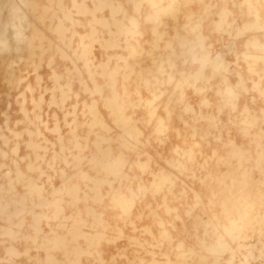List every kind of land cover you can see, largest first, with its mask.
Returning a JSON list of instances; mask_svg holds the SVG:
<instances>
[{
    "label": "rangeland",
    "instance_id": "obj_1",
    "mask_svg": "<svg viewBox=\"0 0 264 264\" xmlns=\"http://www.w3.org/2000/svg\"><path fill=\"white\" fill-rule=\"evenodd\" d=\"M137 2L0 0V264L151 261L149 253L157 250L149 245L159 235L156 217L171 219L164 214L165 204L180 208V220L168 228L174 243L162 250L167 258L175 264L179 244L195 253L189 264H200L208 255L204 248L213 238L205 236L201 222L211 213L197 208L186 215L189 209L180 207L183 198L156 194L152 184L163 171L176 178L174 195L187 193L190 205L199 194L207 203L209 193L201 180L211 176L229 182L231 169L217 159L207 160L219 146L210 139L200 141L201 128L199 154L186 170H177L171 166L173 154L184 147L190 130L175 116V131L157 142L143 109L127 107V123L115 115L125 91L139 88L148 96L143 81L161 65L172 60L176 73L184 70L173 49L178 54L176 38L185 34L188 10L165 18L154 35L153 25L143 18L145 9L139 17L142 47L132 55L124 32L136 16ZM191 12L199 15L201 9L193 5ZM89 108L95 126L86 115ZM129 134L139 137L136 151L130 149L135 142ZM231 138L254 151L255 145L250 147V139L237 130ZM138 157L141 162L151 159L150 170L126 167L124 175L112 174L110 166L122 159L133 164ZM260 179L259 171H253L252 180ZM261 191L253 184L245 195L258 207ZM133 196L139 197L135 206L122 217L114 202ZM231 246L235 257L226 253L221 264H264V223L255 219Z\"/></svg>",
    "mask_w": 264,
    "mask_h": 264
},
{
    "label": "clouds",
    "instance_id": "obj_2",
    "mask_svg": "<svg viewBox=\"0 0 264 264\" xmlns=\"http://www.w3.org/2000/svg\"><path fill=\"white\" fill-rule=\"evenodd\" d=\"M193 5L201 9L199 15L191 12ZM145 9L143 18L153 25L154 35L165 18L188 10L185 34L176 38L178 54L173 49L175 60L181 62L184 70L176 73V64L172 60L167 66L161 65L151 79L143 81L148 96H142L139 88L131 93L125 91L118 98L115 115L127 123L124 116L127 107L143 109L152 128V137L157 142H163L170 132L175 131L172 127L175 116L185 129L190 130L184 147L173 154L171 166L177 170H186L199 154L200 145L196 138L201 128L204 134L199 137L200 141L207 143L210 139L219 146L207 160L217 159L230 168L229 182L225 185L223 178L211 176L201 180L209 193L207 203L199 194H194L190 205L187 193L174 195L176 178L163 171L154 175L152 189L156 194L173 196L174 201L183 198L184 204L180 207L189 209L186 215L197 208L211 213L206 223L201 222L205 236L210 235L213 239L205 246L208 255L201 257L200 264H221L226 253L235 257L231 244L241 238L255 219L264 223V191L260 192L258 207L245 195L253 184L264 190V0H138L136 16L130 19L124 32L127 50L132 55L142 47L139 17ZM124 64L126 68V60ZM86 115L92 117L95 126L94 110L89 108ZM233 129L242 138L250 139V147L255 145L254 151H245L235 144L231 138ZM129 135L135 142L130 149L136 151L140 146L139 137ZM221 152L224 155H220ZM151 166L150 158L141 162L138 157L133 164L122 159L110 167L112 174L118 177L125 174L126 167L148 171ZM253 171L260 173L258 182L252 180ZM213 184L217 188H213ZM138 198L121 197L114 202L122 217L130 214ZM179 211L180 208L165 204L164 214L171 219L156 217L155 227L159 229V235L153 237L155 243L149 247L157 251L149 253L153 257L151 261L141 260L140 264H173L162 250L166 246L171 248L174 243L168 228L180 220ZM145 231L152 234L150 229ZM175 251L178 254L175 264H189L195 254L190 249L185 250L183 244L177 245ZM158 255L163 257L162 262L157 260ZM209 257L214 259L209 260ZM224 264H232V260Z\"/></svg>",
    "mask_w": 264,
    "mask_h": 264
}]
</instances>
